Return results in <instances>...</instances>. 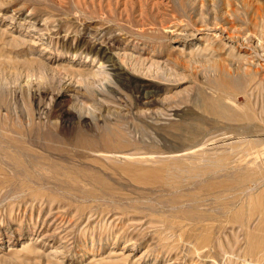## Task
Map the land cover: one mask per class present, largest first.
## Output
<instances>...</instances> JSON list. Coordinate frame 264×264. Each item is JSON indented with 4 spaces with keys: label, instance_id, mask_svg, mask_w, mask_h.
Masks as SVG:
<instances>
[{
    "label": "rangeland",
    "instance_id": "rangeland-1",
    "mask_svg": "<svg viewBox=\"0 0 264 264\" xmlns=\"http://www.w3.org/2000/svg\"><path fill=\"white\" fill-rule=\"evenodd\" d=\"M0 158V264H264V0H0Z\"/></svg>",
    "mask_w": 264,
    "mask_h": 264
},
{
    "label": "bare ground",
    "instance_id": "bare-ground-1",
    "mask_svg": "<svg viewBox=\"0 0 264 264\" xmlns=\"http://www.w3.org/2000/svg\"><path fill=\"white\" fill-rule=\"evenodd\" d=\"M251 73H253L252 71L251 72H247V74L249 75V74H251ZM221 76L222 77H220L221 78V80L220 81H218V83L220 82V84H221V87L222 88H224V85H232L231 87H233V89H235V91L236 90H239V91H242V89L244 88V86H246V85H244V84H246V82L247 81H249V77H233L229 72L227 73L226 71H225V69L224 70H221ZM251 79V78H250ZM222 81V82H221ZM224 82V83H223ZM220 84H218L219 86H220ZM223 84V85H222ZM225 87H228V86H225ZM217 90H218V88H216ZM214 91H215V89H214ZM219 91H222V90H219ZM140 92L142 93V95H143V97H145V98H148L149 96H151L150 95V92L149 91H145V89H141L140 90ZM209 93H210V91H209ZM222 93V92H221ZM219 94V93H217V95H205L206 94V92H205V94H203L202 96H200L201 98H199V100H198V103H199V107H200V109L203 111V112H206V113H208V114H210V115H212V116H215V117H217V118H225V119H229V120H232V122L234 121H253L254 120V118H255V115L252 113V111H249L248 109H249V107H243V109H241L240 107V109L239 108H237V109H235L232 105H230V103H228L227 101L228 100H226L227 99V97H225V95H223V93L222 94ZM226 93V92H225ZM224 93V94H225ZM230 99V101H231V98H229ZM233 99V98H232ZM247 102V101H246ZM250 102H252V101H250ZM231 104H233V103H231ZM251 104H253V102L251 103ZM251 104H250V106H251ZM234 105H235V103H234ZM246 105V104H245ZM247 106V105H246ZM236 107V106H235ZM253 107V106H252ZM256 114V113H255ZM200 121V120H199ZM200 123H201V121H200ZM199 123V124H200ZM196 125L195 123L194 124H192L193 126H188V125H190L189 123H188V125H183V127H184V129L183 130H185V131H187L186 133H187V135L189 134V136L190 137H192V138H195L196 139V135H200L199 133H201L202 131H203V129H202V124H200V125ZM188 126V127H187ZM187 127V128H186ZM206 128V127H205ZM182 130V131H183ZM205 131H206V129H204ZM185 131H184V133H185ZM204 131V132H205ZM207 132V131H206ZM205 132V133H206ZM203 133V132H202ZM181 134V133H180ZM183 134V133H182ZM205 135V134H204ZM188 136V137H189ZM186 137V136H185ZM184 138V137H183ZM88 141V140H87ZM86 141V142H87ZM187 141V140H186ZM185 141V142H186ZM189 141V140H188ZM82 142H84V141H82ZM81 142V143H82ZM86 142H85V144H86ZM184 142V141H183ZM190 142V141H189ZM189 142L187 143V144H189ZM79 143H80V141H79ZM185 143V144H186ZM192 143H194V142H192ZM87 144H89V142L87 143ZM113 144V143H112ZM111 144V145H112ZM250 144L252 145V143L250 142ZM260 144V143H259ZM257 142H256V145H259ZM190 145V144H189ZM199 145V144H198ZM197 145V146H198ZM194 146V145H193ZM192 147V146H191ZM252 148L253 147H255L254 145H252L251 146ZM180 148V147H179ZM18 150V149H17ZM23 153V152H22ZM228 158V157H227ZM1 159V158H0ZM219 159V158H218ZM224 159V158H223ZM212 160V159H211ZM210 160V161H211ZM221 161V160H220ZM34 162V161H33ZM215 162H216V160H215ZM219 162V161H218ZM224 162V161H223ZM194 163V162H193ZM216 164V163H215ZM15 165V164H14ZM203 165V164H202ZM206 166V165H205ZM207 166H209V165H207ZM210 166H213V164L212 165H210ZM218 166V165H217ZM194 167V166H193ZM192 167V168H193ZM213 167H215V165L213 166ZM212 167V168H213ZM191 168V169H192ZM199 168V167H198ZM198 168H196V169H198ZM218 168V167H217ZM194 169V168H193ZM192 169V170H193ZM203 169V171H205V172H207L208 170H212V169H210V167H203L202 168ZM214 169V168H213ZM219 169V168H218ZM221 169V168H220ZM190 170V169H189ZM200 170V169H199ZM217 170V169H216ZM191 171V170H190ZM211 172V171H210ZM191 173V172H190ZM204 173V172H203ZM192 174V173H191ZM199 174V173H198ZM205 174V173H204ZM246 175V174H245ZM241 175L240 177L242 178H240L239 180H241V181H246V180H249V179H251L250 178V176L249 175ZM251 180H253V179H251ZM33 182V181H32ZM247 182V181H246ZM61 183V182H60Z\"/></svg>",
    "mask_w": 264,
    "mask_h": 264
}]
</instances>
